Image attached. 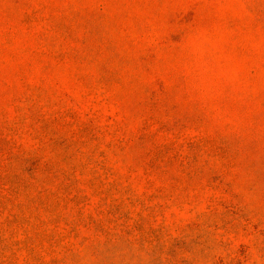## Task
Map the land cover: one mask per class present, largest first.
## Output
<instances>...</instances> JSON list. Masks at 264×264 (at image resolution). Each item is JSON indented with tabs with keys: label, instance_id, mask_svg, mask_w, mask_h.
<instances>
[{
	"label": "rangeland",
	"instance_id": "rangeland-1",
	"mask_svg": "<svg viewBox=\"0 0 264 264\" xmlns=\"http://www.w3.org/2000/svg\"><path fill=\"white\" fill-rule=\"evenodd\" d=\"M0 264H264V0H0Z\"/></svg>",
	"mask_w": 264,
	"mask_h": 264
}]
</instances>
